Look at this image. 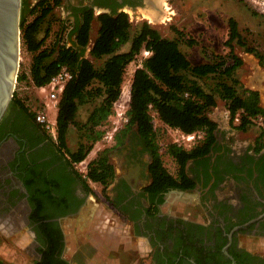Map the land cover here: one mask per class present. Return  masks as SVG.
<instances>
[{
	"label": "trees",
	"instance_id": "obj_1",
	"mask_svg": "<svg viewBox=\"0 0 264 264\" xmlns=\"http://www.w3.org/2000/svg\"><path fill=\"white\" fill-rule=\"evenodd\" d=\"M101 6L111 8L110 12L96 14L92 7H85L80 11V19L76 25H71L67 32V40H63V33L58 34L56 40L47 47L44 46L54 21L61 22L62 18H53L54 9L62 0H38L35 4L23 0L21 14L22 42L31 53L30 74L36 85H44L51 81L63 65L73 72L58 103L57 125L60 149L67 151L72 162L81 161L92 149L91 145L80 144L75 151H70L66 136L71 125L76 124L79 105L88 100L101 98L94 107L86 122L79 127L85 128L86 134L98 140L102 132L95 128L106 121L113 113V105L122 93L123 81L127 66L141 53L143 49L152 51V54L142 60L133 74L130 89V107L128 109L129 122L120 133L115 135L116 145L124 143L125 137L133 127L139 136L142 145L150 149L152 161L149 171L152 182L146 191L161 201L162 194L171 189L193 190L198 183L190 175L187 164L190 160L204 163L206 167L204 187L211 179L208 156L213 150L219 149L217 131L218 123L209 116V111L217 105L214 92H209L200 85L198 79L216 76L219 78L216 91L227 101L230 112L231 125L241 131H247L255 125L254 119L262 117L264 121V107L261 105L260 92L255 89L244 88L241 81L235 76L244 60L235 53L234 41L246 46L242 39L238 22L234 17L229 19V38L226 41L229 52L226 57L218 56L219 60L202 64H193L187 54L180 48V39L163 37L160 32L144 22L135 33H132L130 16L125 11H119L118 0H96ZM131 3V0H125ZM254 14L257 12L253 11ZM29 16L32 19H29ZM99 23L98 36L90 44V35L93 22ZM178 33L180 32L176 29ZM130 43L128 50L123 46ZM191 44L194 41H190ZM259 59L264 67V53L256 48L247 47ZM94 58L103 59L101 66H96L86 53ZM24 72L19 73L18 81L26 79ZM20 101V100H19ZM28 111L33 120L35 112L29 107ZM152 112L173 128H179L185 133L203 131L204 138L195 147L185 149L177 143L168 144L166 150L178 163L179 171L174 175L165 167L160 146L157 142V132L153 122ZM240 112V122L234 124L236 114ZM45 136V128L37 123ZM95 135V136H93ZM257 153L264 148V128L255 139ZM108 150L99 153L90 164L86 174H77L83 177L85 187L90 192L89 180L101 183L104 192L116 176V170L108 157ZM218 183H215L213 188ZM157 198V197H156ZM238 263L244 259L237 256ZM0 264H6L0 260ZM44 264V263H43ZM67 264V263H66Z\"/></svg>",
	"mask_w": 264,
	"mask_h": 264
},
{
	"label": "flooded vegetation",
	"instance_id": "obj_2",
	"mask_svg": "<svg viewBox=\"0 0 264 264\" xmlns=\"http://www.w3.org/2000/svg\"><path fill=\"white\" fill-rule=\"evenodd\" d=\"M16 91L0 115V225L15 217L25 232L17 235L0 228V233L18 236L28 257L21 264H73L65 254L62 223L81 211L91 193L70 154L45 136L24 109L29 103ZM217 139L219 149L208 155L207 186L204 163L190 160L187 164L198 180L189 190L196 196L182 206L192 207V216L163 207L170 203L169 193L186 190L166 191L161 201L156 200L161 194L156 198L145 190L152 182V154L144 146L150 155L147 163L138 161L137 154H128L126 173L116 174L108 187L105 198L128 219L133 235L144 240L149 264H264V253L254 245L264 240V148L257 153L255 140L234 146L221 137L220 128ZM237 256L244 263H238ZM81 257L77 254L75 260Z\"/></svg>",
	"mask_w": 264,
	"mask_h": 264
},
{
	"label": "rangeland",
	"instance_id": "obj_3",
	"mask_svg": "<svg viewBox=\"0 0 264 264\" xmlns=\"http://www.w3.org/2000/svg\"><path fill=\"white\" fill-rule=\"evenodd\" d=\"M28 1L31 4H35L38 0ZM150 2L147 7L146 4H144V0H141L139 10L132 13V33H135L144 22L149 23L150 26L156 28L163 37L180 39V48L187 54L193 64H202L219 60L216 58L218 56L227 58L229 47H227L226 41L230 34L229 19L234 17L238 22L242 39L246 43V46H243L239 44L237 40L233 42L235 53L244 60L243 64L236 71L235 76L241 81L243 89L257 87L255 85L253 86L249 77L252 75L254 69L261 68V66L259 65L258 57L253 52L248 51L247 47L256 48V50L264 53V0H154V2L152 0ZM156 5L161 8L160 11L155 9L154 6ZM147 11H153L154 14L158 16L154 19L145 13ZM253 11L257 12V14H254ZM61 17L62 14L59 7L55 8L51 19ZM29 19H32V17L29 16ZM65 26L66 29L63 33V40L65 38L68 39L67 32L71 23L66 22ZM176 29L182 33H178ZM190 41H194V43L191 44ZM142 51L127 66L125 71L123 82L128 87L130 86V89V80L132 81L133 79L134 70L142 60L146 58ZM21 57L20 70H25L29 65L30 54L27 53L24 46H22ZM97 64H99V62H97ZM262 68L264 69V67ZM20 70L19 73L21 72ZM259 75L260 73L256 72V76L259 77ZM218 81L219 78L214 75L198 79V82L205 90L216 94L217 105L213 107L208 114L212 119L216 120L220 126L221 137L225 138L227 142L237 147L238 145H248L250 142L254 141V138L258 136L264 127L255 124L247 131L235 129L230 122V112L228 110L227 101L222 99L216 91ZM22 83L23 82L17 84L16 92L26 100L25 103L31 105L29 108L35 106L39 108L40 98L37 97L34 89L31 86L24 89L22 88ZM100 101L101 98L97 97L96 99L88 100L79 105L76 124L70 126L66 136L67 146L72 152L75 151L80 144L92 146V149L81 161L73 162L72 164L75 170L79 174H82L83 177H86L84 176L86 173L83 169L86 168L88 171L89 164L98 157L99 153L105 150H108L109 160L113 163L116 174L118 175L126 173L124 171V164L128 162V154H137L138 161L142 163H147L146 161L150 159L147 149L142 147L141 140L135 131L136 127H133L132 131L125 137L124 143L116 145L115 135L120 133L129 122L127 111L130 107V96H120L118 101L119 106L113 105V113L110 117L95 128L102 132V136L98 140L92 139V137L86 134L85 128L79 127L80 124L86 122L91 111ZM120 104L126 107H122ZM116 108H119L120 111L126 110V112L123 116H119L116 113ZM49 113L55 116L57 110L49 109ZM152 115L157 132V142L160 146L164 165L170 173L177 175L179 165L176 160L167 153L166 148L168 144L175 143V140L180 138V132L182 130L165 124L156 112H152ZM236 124L238 123L236 122ZM181 142L183 141L181 140ZM183 146L185 145L183 144ZM193 147H195V145ZM186 148L188 149L189 147L187 146ZM144 151H146V153L143 154ZM139 179H141V177ZM146 180L148 182V178L143 181V184L146 183ZM89 185L91 188L89 193L94 195L97 200H103L104 202L107 200L105 198L107 193L104 192L101 183L89 180ZM186 192L187 193L182 192L179 194L169 193L168 195H170V198L168 197V199L170 203H164L163 207L165 209L170 208V210L175 213L184 212L182 214L185 216H192L194 209L190 206L184 209L182 206L187 200L190 201V199H193L196 194L193 191ZM105 208V211L103 210L104 216L98 221V224L96 223L87 233H79L76 236V241L71 240L66 231L67 219L63 221V228H65L64 230L67 236V249L65 253L67 258L73 264H113V262L114 264L115 262L117 264H149V257L146 255L148 246L145 245L144 247L146 252H140L138 249L140 238L133 235L132 227L128 219L121 216L115 208L110 207L108 204L105 205ZM199 219H202V216L199 217ZM113 227L118 228V234L120 235L121 233V237L112 235L114 230ZM91 238L95 239L91 241ZM17 239V235L8 237L5 236L4 233H0V259L15 264H21L26 259L28 260L24 245L21 246V244L17 242ZM93 242H97V246L93 245ZM254 245H256L255 248H257L258 253H264L263 239L259 241L256 240ZM77 254H81V261L75 260ZM100 255H105L113 259V262L108 263L106 261L103 263L104 259H102L101 263V259L98 260V256Z\"/></svg>",
	"mask_w": 264,
	"mask_h": 264
},
{
	"label": "crops",
	"instance_id": "obj_4",
	"mask_svg": "<svg viewBox=\"0 0 264 264\" xmlns=\"http://www.w3.org/2000/svg\"><path fill=\"white\" fill-rule=\"evenodd\" d=\"M131 3L126 2L125 0H118L120 7H119V11H125L129 14V16L131 17L130 20L132 19V13L136 10H139V0L134 1L131 0ZM152 1V0H150ZM154 2V0H153ZM151 3V2H150ZM57 7H59L61 14H62V19L68 21L71 23V25H76L77 21L80 19V11L85 8V7H92L95 9V12L97 14H99L102 11V8H109L108 6H101L97 3L96 0H62L61 4H59ZM56 7V8H57ZM96 22H93L92 24V29H91V35H90V44H93L98 36V30H99V23L97 20H95ZM130 47V43L126 44L123 46V50H128ZM86 57H88L96 66H101L102 63L104 62V58L103 59H97L94 58L92 55H90L89 52L86 53ZM97 62H99V64H97ZM259 65L261 66L260 62ZM263 66H261V68H257L254 69L252 75H250L249 79L250 81L253 83V86H257L256 88H252L255 90H258L260 92V99H261V105L264 107V69L262 68ZM261 69V70H260ZM256 72H259L260 75L259 77L256 76ZM130 83H132V81L130 80ZM214 120V119H213ZM216 121V120H214ZM220 126L218 125V130H219ZM255 140V138H254ZM108 204L110 207H112L109 204V201H103V200H97L95 198L94 195H90L85 204L83 205L81 211L75 215V216H71L66 218V224H67V233L70 237L71 240H75L76 236L82 232H86L89 231V229L91 230V228H93V226L97 223L98 221L101 220V218H103L104 216V212L105 211V205ZM113 208V207H112ZM21 220V219H20ZM64 220V221H65ZM21 224L22 221H21ZM21 224L20 223H16L15 221V217H11V221L8 222L7 224H3L0 225V228L2 229H7V230H11V233H16L18 232V234L23 233L25 231H22V228L25 227L23 226L21 228ZM113 236L116 237H121V233L120 235L118 234V228L113 227ZM13 229V230H12ZM65 229V228H64ZM121 230V229H120ZM17 234V233H16ZM17 234V235H18ZM22 235V234H21ZM18 237V236H17ZM93 238H91V241ZM117 239V238H115ZM118 240V239H117ZM76 241V240H75ZM73 241V242H75ZM93 245L97 246V242H93ZM138 249L140 250L141 253H144L148 250H144L145 248V243L144 240L142 238H140V241L138 242ZM264 248V245H263ZM263 250V249H262ZM97 259V258H95ZM101 259V263H102V259L103 263L104 262H113V259L106 257L105 255H100L98 256V260ZM114 264V262H113ZM115 264H117L115 262Z\"/></svg>",
	"mask_w": 264,
	"mask_h": 264
},
{
	"label": "built area",
	"instance_id": "obj_5",
	"mask_svg": "<svg viewBox=\"0 0 264 264\" xmlns=\"http://www.w3.org/2000/svg\"><path fill=\"white\" fill-rule=\"evenodd\" d=\"M64 33V30L62 29L61 26V22L59 20H56L53 22L52 24V31L48 37V39L45 42L44 46H48L50 43L54 42L56 40V38L58 37V34L61 36V34ZM22 46H24L25 50L27 51L25 45L23 44V42H21V52H20V67H21V54H22ZM27 53H29L27 51ZM142 53H144L145 57H148L152 54V51L147 50V49H143ZM30 54V60H29V65L27 67V69L25 70H19L21 72H24L27 76L26 79L22 80V81H18L16 82V86L17 84H20L21 82H23V86L22 88H29L30 86L34 89V91L36 92V95L38 98H40V103L38 105L39 108H37V106L30 108V110H32L33 112H35V120L37 123L41 124L45 130L47 131L48 135L57 142L58 140V125H57V113L55 114V116L50 115L49 113V109H56L58 111V103L60 101V98L63 94V91L65 89L66 84L73 79V72L69 69L68 66L63 65L59 72L52 77L51 81L44 84V85H36L31 77L30 74V62H31V53ZM142 63V62H141ZM141 63L138 65L140 66ZM135 71V70H134ZM20 72V73H21ZM19 75V73H18ZM119 99L114 102L115 106H119L118 104ZM128 105V104H127ZM29 107H31V105H29ZM126 112V110L120 111L119 108H116V113L119 116H123V114ZM240 122V112H238L236 114L235 117V121L234 123L236 124ZM254 122L256 125L258 126H262L264 127V121L262 117L256 118L254 119ZM181 136L180 138H177L175 140V143H177L178 145L184 147L185 149H187L186 147L188 146L190 148H192L194 145L198 144L200 142V140H202L204 138V132L203 131H195L192 133H185L183 131L180 132ZM181 140L183 142H181ZM183 144L185 146H183ZM83 171L87 174V170L86 168L83 169ZM86 174H84V176H86Z\"/></svg>",
	"mask_w": 264,
	"mask_h": 264
},
{
	"label": "water",
	"instance_id": "obj_6",
	"mask_svg": "<svg viewBox=\"0 0 264 264\" xmlns=\"http://www.w3.org/2000/svg\"><path fill=\"white\" fill-rule=\"evenodd\" d=\"M144 4L148 5L147 0ZM23 0H0V115L14 96L20 68ZM110 12L109 8H102Z\"/></svg>",
	"mask_w": 264,
	"mask_h": 264
},
{
	"label": "bare ground",
	"instance_id": "obj_7",
	"mask_svg": "<svg viewBox=\"0 0 264 264\" xmlns=\"http://www.w3.org/2000/svg\"><path fill=\"white\" fill-rule=\"evenodd\" d=\"M149 2H150V0H147V3H148V5H147V7L149 6ZM155 7V9H157V11L159 10H161V8L159 7V6H154ZM152 12V13H151ZM145 13H147L148 14V16H150V17H152V18H154V19H156V16H158L157 14H154V12L153 11H150V12H145ZM130 86L128 87L126 84H124L123 83V88H122V93H121V96H127V97H129L130 96ZM120 106H122V104H120ZM122 107H126V106H122Z\"/></svg>",
	"mask_w": 264,
	"mask_h": 264
}]
</instances>
